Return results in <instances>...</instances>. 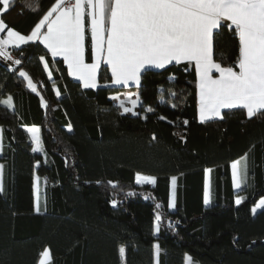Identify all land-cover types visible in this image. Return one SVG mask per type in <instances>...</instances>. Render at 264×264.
I'll list each match as a JSON object with an SVG mask.
<instances>
[{"label":"trees","instance_id":"trees-1","mask_svg":"<svg viewBox=\"0 0 264 264\" xmlns=\"http://www.w3.org/2000/svg\"><path fill=\"white\" fill-rule=\"evenodd\" d=\"M53 3L11 0L4 10L0 0L1 18L28 35ZM238 45L225 29L216 37L214 58L234 65ZM10 50L21 64L10 69L0 61V102L12 97V108L0 103V264H39L47 248V264H121L120 246L126 264H157L155 245L158 264H186V256L193 264H264V209L252 212L264 197V114L249 119L243 108L225 109L223 119L201 122L195 67L187 62L144 72L136 91L128 92L140 97L133 108L127 94L110 85L106 65L102 85L84 88L41 42ZM116 95L119 100L112 99ZM120 100L133 111L125 113ZM32 125L40 128V151L32 150ZM246 153V182L236 192L231 163ZM137 173L156 177L155 185L137 184ZM172 177L175 208L168 206Z\"/></svg>","mask_w":264,"mask_h":264},{"label":"snow or ice","instance_id":"snow-or-ice-1","mask_svg":"<svg viewBox=\"0 0 264 264\" xmlns=\"http://www.w3.org/2000/svg\"><path fill=\"white\" fill-rule=\"evenodd\" d=\"M10 2L2 0L4 10L8 9ZM26 6L31 8V3ZM225 29L232 31L239 41L238 56L234 65L229 66H223L214 58L216 37ZM5 30L7 38H0V57L12 61L13 57L7 50L9 45L19 49L21 45L39 41L53 57H63L69 75L81 81L84 88L99 86L98 74L102 63L110 69L112 84L132 82L139 85L142 74L150 68L163 69L173 63L187 62L195 67L201 122L223 119L222 109H246L249 119L264 114V0H55L30 34H21L0 18V34ZM88 32L90 49L85 43ZM89 51L91 63L86 60ZM39 59L47 70L45 57ZM14 63L20 65L21 60L15 59ZM19 75L36 92V85L23 68ZM56 94L59 96L60 92ZM112 99L120 98L114 96ZM127 99L134 108L140 97L137 94L132 99V94H129ZM0 103L12 108V97ZM41 103L47 107L42 97ZM124 104L125 101L120 100L119 106L125 113L133 111ZM68 130L71 131V125ZM27 131L32 133L33 142L39 145L37 134L40 129L33 126ZM2 141L3 129H0V153L4 147ZM32 150L41 149L34 147ZM242 162L241 176L238 166ZM231 168L234 187L239 189L247 178V153L240 160L233 161ZM3 169L4 165L0 164V193L4 190ZM205 171L207 176L211 169ZM108 183L116 186L112 181ZM136 183L155 185L156 177L137 173ZM171 183L168 206L175 208L176 177L171 178ZM242 199L237 198L236 203L240 204ZM204 203H209L207 179ZM112 204L115 206L117 201L113 200ZM257 209H264V197L255 204L252 212L255 214ZM35 210L40 211L39 203ZM155 220V231L159 232V213ZM154 247L158 264L160 248L159 245ZM125 252V247L120 246L122 258ZM41 255L40 264H46L50 259L49 250L45 249ZM185 261L193 264L190 256H186Z\"/></svg>","mask_w":264,"mask_h":264},{"label":"crops","instance_id":"crops-1","mask_svg":"<svg viewBox=\"0 0 264 264\" xmlns=\"http://www.w3.org/2000/svg\"><path fill=\"white\" fill-rule=\"evenodd\" d=\"M85 43H86V41H85ZM43 44V43H42ZM44 45V44H43ZM22 46V45H21ZM11 48H15V47H13V46H11V47H9V53L11 54ZM46 48V47H45ZM47 49V48H46ZM48 50V49H47ZM49 52V51H48ZM49 54H50V56L52 57V59H54V60H56V59H61V60H63V57H61V56H57V57H53L52 55H51V53L49 52ZM86 60H87V62H89V63H91V56H89L88 57V54L86 55ZM63 62H64V60H63ZM65 63V62H64ZM65 65L67 66V64L65 63ZM103 65H105V64H101V67L103 66ZM107 66V65H106ZM101 67H100V70H101ZM108 67V66H107ZM67 69H68V67H67ZM109 69V68H108ZM150 69H155V70H157V69H159V68H155V67H153V68H150ZM100 70H99V73H100ZM109 71H110V69H109ZM214 75H218V73H214ZM71 77H73L74 79H76V80H78L77 78H75L74 76H72V75H70ZM79 81V80H78ZM81 84H82V86H83V83L81 82V81H79ZM98 85L99 86H101L102 85V83L100 82V80H99V74H98ZM111 86H115V87H118V88H120L121 90H122V93L123 94H127V96H128V92H131V91H136V88L140 85H136V84H134V83H132V82H129V84H127V85H124V84H120V85H115V84H110ZM132 89V90H131ZM117 96V95H116ZM225 109H222L221 110V114H223V111H224ZM246 110V109H245ZM247 112V111H246ZM198 118H199V120H200V117H199V111H198ZM213 119H216V118H213ZM201 121V120H200ZM33 126H35V127H38V126H36V125H32V126H28V127H33ZM27 127V128H28ZM39 128V127H38ZM0 129H1V127H0ZM40 129V128H39ZM30 135H31V137H32V133H30ZM39 137H40V131H39V133L37 134ZM33 141V140H32ZM34 143V142H33ZM34 147H35V144H34ZM38 147L40 148V144L38 145ZM234 161H237V160H234ZM233 162V161H232ZM1 164V163H0ZM232 164V163H231ZM231 171H232V168H231ZM238 174L240 175V166H238ZM232 178H233V175H232ZM206 179H207V183H208V192H209V173H207V176H206ZM36 181V180H35ZM35 186H36V184H35ZM233 186H234V184H233ZM234 189H235V191L236 192H239L240 191V189L241 188H239V189H237V188H235L234 187ZM171 190H172V183H171ZM35 193H36V188H35ZM238 197H240V196H237L236 197V199L238 198ZM241 198V197H240ZM125 247V246H124ZM126 249V248H125ZM47 250H49L48 248H47ZM45 251V250H44ZM43 251V252H44ZM49 252H50V250H49ZM125 263H124V258H122L121 256H120V258H121V260H122V264H126V252H125ZM41 259H42V257L40 258V261H41ZM51 260V254H50V259L49 260H47V262H46V264L49 262ZM40 261H39V264H40Z\"/></svg>","mask_w":264,"mask_h":264},{"label":"rangeland","instance_id":"rangeland-1","mask_svg":"<svg viewBox=\"0 0 264 264\" xmlns=\"http://www.w3.org/2000/svg\"><path fill=\"white\" fill-rule=\"evenodd\" d=\"M2 1V0H1ZM0 18H1V11H0ZM0 38H7V31L5 30L2 34H0ZM9 47H11V45H9L8 46V52H9ZM31 136V135H30ZM35 144V143H34ZM35 147H38V145L37 144H35ZM142 175H145V174H142ZM145 176H150V175H145ZM35 184H36V186H35V188H36V193H35V195H36V205H37V203L39 202V193H38V189H39V185H38V179H37V177H36V181H35ZM238 198H240V197H238ZM261 199V198H260ZM259 199V200H260ZM237 200V199H236ZM258 200V201H259ZM255 206V205H254ZM260 209H257V211L256 212H258ZM42 257V256H41ZM124 258V263H125V257H123ZM122 260H121V264H122Z\"/></svg>","mask_w":264,"mask_h":264},{"label":"built area","instance_id":"built-area-1","mask_svg":"<svg viewBox=\"0 0 264 264\" xmlns=\"http://www.w3.org/2000/svg\"><path fill=\"white\" fill-rule=\"evenodd\" d=\"M11 56L13 57L12 61H9V60L4 59L3 57H0V61H3L6 64V66L10 69L14 67L15 65L14 60L18 58L17 54L15 53H11Z\"/></svg>","mask_w":264,"mask_h":264}]
</instances>
